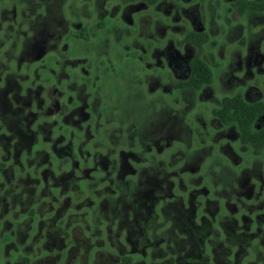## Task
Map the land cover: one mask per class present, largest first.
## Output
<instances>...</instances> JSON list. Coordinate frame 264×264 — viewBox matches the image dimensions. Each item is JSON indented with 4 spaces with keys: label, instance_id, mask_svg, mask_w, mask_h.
I'll return each instance as SVG.
<instances>
[{
    "label": "flooded vegetation",
    "instance_id": "obj_1",
    "mask_svg": "<svg viewBox=\"0 0 264 264\" xmlns=\"http://www.w3.org/2000/svg\"><path fill=\"white\" fill-rule=\"evenodd\" d=\"M242 1L228 0L220 13L218 0L187 6L180 0H0V171L16 163L20 177L35 176L51 165L37 179L49 191L43 195L48 208L33 205L30 231L18 239L20 224L8 231L9 208L0 212V264H46L47 257L51 264H89L81 243L103 235L109 239L115 229L119 246H130L128 253L118 252L117 260L129 263L139 255L151 261V250H161L167 264L192 259L193 264H237V259L264 264V177L246 171L226 175L223 186L232 189L226 197L217 196L219 187L213 197L208 189L203 194L216 204L210 210L207 202L194 206L188 193H176L175 179L183 169L175 168L179 161H171L172 151L164 157L180 143L185 164L197 167L198 161H191L201 148H192L198 142L191 128L184 136L186 103L215 83L218 65L212 53L211 60L205 58L214 23L220 27L224 20L228 36L230 26L243 34L245 19L261 18L260 27L254 24L262 34L258 44L242 42L238 55L244 58L242 69L255 76L240 93L248 101L262 100L249 97L260 96L253 90L264 83V11L241 12ZM154 10L165 19L152 17ZM172 13L187 19L182 28L166 20ZM194 32L206 35L202 45ZM198 57L213 75L203 85L192 75ZM214 109L210 125L230 129L227 137L247 147L235 126L220 120ZM263 126L264 113L255 123ZM43 131L54 139L43 138ZM41 141L45 145L37 147ZM40 151H45L42 164H36ZM65 165L73 167L66 178L60 175ZM92 178L98 203L89 195L70 204L72 195L61 198L57 179L72 186L68 193L83 188L86 194ZM238 185L247 193L234 199ZM94 227L99 234L90 235ZM57 242L59 251L43 253L42 246Z\"/></svg>",
    "mask_w": 264,
    "mask_h": 264
},
{
    "label": "rangeland",
    "instance_id": "obj_2",
    "mask_svg": "<svg viewBox=\"0 0 264 264\" xmlns=\"http://www.w3.org/2000/svg\"><path fill=\"white\" fill-rule=\"evenodd\" d=\"M194 1L195 0H180L179 4L189 5V3H193ZM212 1L215 3L216 0ZM218 2V11L222 13L223 10L221 9V6L229 4L228 0H218ZM149 12L155 19H165L166 15L162 11L154 10L153 12ZM207 12H209L208 8ZM207 14L210 15V12ZM260 19V17L255 18L254 16L250 17L248 20L243 19L244 27L242 30L244 33L239 34V27L234 25L230 26L231 32H229L228 36H225L223 34L226 30V23L224 20H221L219 22L220 27L216 23H214L213 25V30L210 33V42L206 45L205 58L211 60L210 54L212 53L214 57V63L218 65L215 83L213 84V87L208 89L196 101L191 99L192 96H188L190 97V99L186 103V105L189 106L186 108L188 110L186 114V120L189 123V129L186 132L187 134L184 136L188 137V131H190L191 128L193 130L194 140L198 142V145L193 146L192 148H201L197 150V153L191 161L192 165L198 161L196 163L197 167L191 169L189 166H187L188 164H185L186 159L183 158L182 150L184 146L183 144L175 143L179 144V146L174 145L173 147H169L168 149H166V151H164V157L166 159L171 156L172 151L173 158L171 159V161H179L178 164L175 163V168L179 171L183 169L182 171H180V174H182L181 177L177 176L178 179H175V182L179 183V185H176L175 187L176 193H188L191 198L190 203L194 206L198 205V203L199 205H203L207 202L210 210H215L216 204L213 201H209L204 198L203 194H205L208 189L209 196L213 197L215 189L219 187L217 196L226 197L228 192L230 193L232 190L229 186H223L224 183L228 182L225 179V177H227L226 175L246 171L249 175L253 176V178L257 179L259 176H261V178L264 177V152L260 155H255L252 151L253 149L251 146H243L239 144V142H236L237 139L227 137V134L230 133V129L224 130V128L222 127L217 128L214 125H210V121L213 118L212 110L215 107L219 106L224 96L234 95L240 92L244 94L246 89H248V86L254 84L255 76H252L250 71H246V67L243 66L245 70L242 69V63L240 64L239 61L243 60L244 58L241 59V57L238 55V51L243 49L241 45L242 42L250 44L252 46H256L258 44L262 34H259L257 32V29L259 28L256 27V25L262 23ZM166 20L168 22L171 21L177 24L178 28H182L181 24L185 23L187 19L185 17H179L178 15H174L172 13L171 16L169 15L168 19ZM255 22L256 25H254ZM216 28L219 30L217 31ZM159 32L158 34L160 35L161 31ZM262 39V49L264 50V37ZM84 49L86 50L87 47H85ZM84 52L86 53L87 51ZM234 52H237L236 55L234 54ZM102 54L107 53L105 52V50H102ZM243 65H245V63H243ZM258 86V90L255 89L253 90V92L260 93V96H258L256 93H252V96H250L249 98L262 99L264 101V83L261 82ZM160 119L161 118H159V121ZM191 122L195 124H192ZM42 137L45 139L48 138L50 140L54 139V137L51 138L49 132L47 131H43ZM37 145V147H41L45 145V143L41 141ZM44 153L45 151H40L37 154V158L35 159L34 163L42 164V162L40 161V157L44 155ZM48 166L51 167L50 164H46L45 167ZM25 167L27 169V172H30V168L27 165H25ZM45 167L42 169H45ZM52 168L56 169V163L54 164V167L52 166ZM72 168L73 167L71 165H65L63 168L65 170L60 169V175H63V177H65L66 175L71 174L70 172L72 171ZM243 168H245V170H243ZM41 171L40 174H38V172L35 173V176L26 175L24 177H20L18 164L16 163H8L7 169L4 172L0 171V212L4 210L5 206L9 208L8 213H5L6 218H4L9 220L10 227L8 231L17 229V225L20 224L19 227L21 228H19L20 234H18V239H21L24 234L31 230V228H27V226L30 225L27 222H29V220L32 218V211L35 209L33 205L36 204L37 207H41L43 211L48 208V206L46 205L48 204V202L44 200L43 195L47 194L49 191L47 189H44V186L41 185L37 180L41 176ZM183 171H188V173H182ZM28 176L29 178H27ZM30 177L36 178L31 179ZM72 178H75V176H73ZM146 178H148V176H146ZM57 181V184H59L61 186V189L64 190V194L63 196H61L62 199L63 197L72 195L69 200V204L85 201L84 199H86V195H89L92 201L98 203L99 199L92 192V190H94L92 188L95 183L94 178L90 179L89 184H86V194L84 193V191H82L83 188L81 187V189L68 193V189H72V186L70 185L67 187L64 180L60 181L57 179ZM215 182H217L219 185L216 186ZM255 187L259 188L260 183H257ZM238 188L239 189H235L233 191L234 199L236 198L237 193H247L245 192L247 187H241L240 185H238ZM53 190L54 193H58V190ZM197 196L202 200V202H199ZM47 198L50 199V197ZM62 202L63 201H60V203ZM259 203L260 202L258 201L256 202V204ZM220 204H222V201H220ZM74 218L75 217H71V219ZM96 221L97 219L95 220V223H97ZM99 228H103V224L99 225ZM115 232L116 229L111 231V238L109 239L106 235H103L100 239H88L85 240L84 243H81L85 247V250L83 249L84 253L89 255V264H167L166 261L160 259V255L162 254L161 250H155V252L151 250V253L149 254L152 255H150L152 259L151 261L148 260V262H145V258L140 255L136 257L133 263H129L128 261H125L123 259L117 260L116 255L118 254V252H122L123 254L128 253L130 251V246L128 245V242H126L125 244H120V247L118 242L119 239H114ZM97 234H99V232L94 227L93 230L90 231V235ZM97 237H101V234ZM58 245L59 243L57 242L55 244L49 245L48 247L42 246L43 253H45L46 251H49L51 253L59 251ZM120 248H122V250H120ZM29 251L33 252L34 249H29ZM76 253H78V251H71L72 255H75ZM42 261L46 264L52 263V259H49L48 257L44 258ZM192 261L193 259L190 263L186 264H193L194 262ZM241 261L242 260L237 259L235 262L237 264H242ZM170 263L173 264L172 262Z\"/></svg>",
    "mask_w": 264,
    "mask_h": 264
},
{
    "label": "trees",
    "instance_id": "obj_3",
    "mask_svg": "<svg viewBox=\"0 0 264 264\" xmlns=\"http://www.w3.org/2000/svg\"><path fill=\"white\" fill-rule=\"evenodd\" d=\"M264 11V0H243L241 12L245 10ZM196 42L201 45L206 40V35L194 32ZM193 36V38H194ZM201 85L211 82L213 75L208 65L198 57V64L194 67L192 74ZM264 113V101H248L241 93L226 96L221 105L214 109V115L227 124L235 126L244 145L251 146L255 154L264 150V126L256 128L255 123L260 115ZM1 166V165H0ZM2 167V166H1ZM95 188L94 186L92 187Z\"/></svg>",
    "mask_w": 264,
    "mask_h": 264
}]
</instances>
